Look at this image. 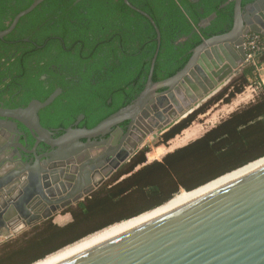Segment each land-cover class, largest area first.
<instances>
[{
    "label": "trees",
    "instance_id": "1",
    "mask_svg": "<svg viewBox=\"0 0 264 264\" xmlns=\"http://www.w3.org/2000/svg\"><path fill=\"white\" fill-rule=\"evenodd\" d=\"M34 1L0 0V32ZM229 1L129 0L153 19L161 33L154 82L181 71L205 39L232 29L234 3ZM255 1L243 0L242 7ZM213 13L217 17L211 24L198 28ZM156 50L153 25L124 0H45L0 40V83L11 74L13 86L23 89L21 106L31 99L45 101L61 87L63 95L52 106L60 110V118L53 125L68 127L83 114L86 121L82 126L92 129L139 97ZM34 61L49 64L37 67ZM257 62L264 63V53ZM52 64L57 71L51 70ZM42 75L47 76L46 81L40 80ZM250 80L260 82L253 64L164 134L161 145H167L218 103L231 104ZM150 152L145 147L122 167L112 182L115 185L99 191L92 205L74 211L72 223L64 227L45 223L3 245L0 264H34L112 225L161 207L182 190L194 191L264 158V86L255 101L161 161L148 163ZM123 176L126 178L117 183Z\"/></svg>",
    "mask_w": 264,
    "mask_h": 264
},
{
    "label": "water",
    "instance_id": "2",
    "mask_svg": "<svg viewBox=\"0 0 264 264\" xmlns=\"http://www.w3.org/2000/svg\"><path fill=\"white\" fill-rule=\"evenodd\" d=\"M44 1L35 0L19 13L11 26L0 32V40L11 34L20 19ZM242 1H229L234 3V24L228 33L205 39L192 51L181 71L154 82L161 47L160 30L149 15L124 0L153 25L157 50L139 97L92 129L69 128L55 139L53 132L40 125L39 111L56 100L62 92L60 89L45 102L33 101L24 109L0 110V119L11 121L9 130L17 131L19 123L31 133L35 148L43 144L52 149L22 170L8 167L9 171H3L0 165V174H5L0 178V193L16 188L22 175L27 173L21 185V196L31 198L46 192L60 198L49 203L50 208L42 217H35L24 227L51 218L60 207L83 200L132 159L150 135L155 139L156 131L163 134L170 130L239 73L247 60L245 38L252 33L264 37V0H256L245 8ZM216 17L213 13L199 27L209 26ZM82 119L83 116L76 125ZM126 122L128 128L124 132L120 126ZM7 148L5 141L0 140L1 162L5 160ZM72 167L86 174L87 185L73 187L59 182V173L73 171ZM25 205L21 206L27 211ZM11 220L10 215L0 218V231L7 228ZM22 228L14 227L12 235L7 230L0 236L10 238ZM47 264H264V160Z\"/></svg>",
    "mask_w": 264,
    "mask_h": 264
},
{
    "label": "flooded vegetation",
    "instance_id": "3",
    "mask_svg": "<svg viewBox=\"0 0 264 264\" xmlns=\"http://www.w3.org/2000/svg\"><path fill=\"white\" fill-rule=\"evenodd\" d=\"M198 28H200L199 25H198ZM184 40H185V38L181 39L179 42H183ZM245 41H246V38H245ZM32 64L34 66H37V67H43L44 65L49 64V62H47V61H34V62H32ZM57 69H58L57 66H55L54 64L51 65L52 71H57ZM31 73H33V72H31ZM32 78H33V76H32ZM11 80H12V76L10 74L7 77H4L2 79V83H0V110L24 109V108L28 107L31 102L40 101L37 99H31L27 103V105L21 106V104H22L21 98L23 97V94H24L23 89L21 87H17V86L14 87L13 82ZM40 80L46 81L47 76L42 75L40 77ZM59 89L62 92L56 98V100L49 107L39 111L38 116L40 119V125L43 128L53 132L54 133L53 138H55V139H58L62 135H64L65 130H67L69 128L90 129V128H87L86 126H82V124L86 121V116L83 114L78 115L76 117V119L72 123H70V125L68 127H62V126L58 127V126L53 125L54 122H56L60 118V110L52 107L56 103V101L58 99H60L63 95V89L61 87H56L55 90L53 91V93ZM45 101H40V102H45ZM108 103H111V102L109 101ZM11 106H13V107H11ZM81 116H83V119L80 121V123L78 125H76L77 121L80 120ZM0 123L2 125V128L0 129V140H4L5 144L8 145V148L6 149V155L4 157L5 160L3 162L0 161L1 162L0 165H2L1 168L3 171H4V169L6 171H9L8 167L11 168V170L25 169L27 165H30V164H33L34 162H36L38 157L45 156L46 154H49L52 152V149L50 147L43 145V144H40L35 148L36 141L32 137L31 133L23 125L18 123L17 124V126H18L17 131H12V130L8 129V128H11V126H12L10 119H0ZM10 124H11V126H10ZM127 126H128V122L123 123L120 127L122 128V130L124 132H126L127 128H128ZM174 127H172V128H174ZM170 130L164 132L163 134H158V131H156V134L158 136L159 135L163 136L164 134H166ZM2 131L5 134L2 133ZM7 136H9V137L7 138ZM17 144L22 145V148H19ZM12 145H15V147L14 146L12 147ZM144 148L145 147H143V148L140 147L139 152ZM33 151H34V153H33ZM132 159H130L125 164H123L113 175H111L108 179H106L98 188H96L95 191H93L91 194L86 196L83 200L78 201L76 203H72V204H70V205H68L62 209L60 207L61 205L59 204L58 207H60V208L57 209L58 212H56L51 218H49L47 220L42 219L38 224L33 225L31 227L30 226L24 227V226L27 225L28 221H34L35 217H37V216L42 217L43 216L42 213H45V210L47 208H50L49 203L57 201L60 198L58 197V195H56L55 197H51L46 192H43V194L41 193L40 195L33 196L31 198H29V196H25V195L21 196V185H22L23 180L25 179L27 173L23 174L22 179L19 180V182H17L16 188L12 187L9 191L4 190L2 193H0V218H4L7 215H10V217L12 216L11 224H8V225L6 224L8 229L3 227L2 230L0 231V233L3 232L4 234H6V231L9 230V233L12 235L14 227L15 228L21 227V226L23 227L22 230H20V232L17 235H14L10 238H7V235L6 236L2 235L3 237L0 236V242H1L0 248L3 245H5L11 241L16 240L17 238H21L22 236L31 232L36 227H40V226L44 225L45 223L50 222L53 225H56L59 227H64V226L72 223L74 221V216L72 213L74 211L80 212L82 210L81 205H84L85 208L88 207L89 205H92L93 204L92 199L99 191H101V190L105 191L106 188L110 189L112 187V185H115V183L113 184L112 182L115 181V179H117V173L119 172V170L122 167H124L126 164L131 162ZM76 165L78 167H80V165H78V164H76ZM72 169H73V171L65 172L64 175L59 173V175H60V178H59L60 181L59 182L60 183H63L66 186L68 184H70L73 187L81 186V185H87L89 183V180H88V177L86 176V174H84L83 172H80V171H75L74 167H72ZM5 173H7V172H5ZM4 176H5V174L3 176L0 174V178H2V177L4 178ZM125 178H126V176L121 177L117 181V183L124 180ZM97 179L98 178L95 177L94 181H96ZM91 181H93V180L91 179ZM90 184H92V182ZM61 190L62 189L60 188V191ZM22 203L26 204L25 206L27 207V211L24 210L23 206H21ZM67 216L69 217V221H64L66 219L64 217H67ZM59 218H62L63 221H59L58 220Z\"/></svg>",
    "mask_w": 264,
    "mask_h": 264
},
{
    "label": "rangeland",
    "instance_id": "4",
    "mask_svg": "<svg viewBox=\"0 0 264 264\" xmlns=\"http://www.w3.org/2000/svg\"><path fill=\"white\" fill-rule=\"evenodd\" d=\"M246 66H247V64L245 63L240 68L239 73L231 78L230 82L235 77H237L243 71V69ZM255 82L259 83L256 80H250L249 86H247L245 91L242 94L238 95L232 101L231 104L223 105L221 103H218L212 109H210L206 114L199 116L197 118V120L188 129H186L180 135H178L173 140L168 142L167 145H164V146L161 145V137H162V135H159L155 139L152 137V135L149 136L144 141L143 145L141 146L142 148L143 147H150L151 148V152L147 155L148 159L151 162L152 161L162 160V158L164 156H166L168 153H171V152L175 151L176 149L182 148V147L190 144L191 142L195 141L196 139L202 137L208 130H210L211 128L215 127L222 120L226 119L230 114H232L236 110L248 105L249 103L255 101V98L258 96V94L262 91V88H263V87H260V85L256 84ZM229 83L226 84L225 86L221 87V89L213 97H211V98L205 100L204 102H202L200 107L202 105H204L205 103H207L208 101H210L211 99H213L214 97H216L217 95H219L221 93V91L229 85ZM241 97L244 98V99L243 100H239ZM237 101H241V103L239 105L235 106L234 104ZM185 139H189V140L186 141ZM161 153L163 154V156L161 158H159V159H156L155 158L156 155L161 154ZM182 191H184V190H182ZM131 207L134 208L136 206H131ZM129 209H130V206L126 208V210H129ZM67 217H64V218H66L64 221H69V217L68 218ZM58 220L59 221H63L62 218H59Z\"/></svg>",
    "mask_w": 264,
    "mask_h": 264
},
{
    "label": "bare ground",
    "instance_id": "5",
    "mask_svg": "<svg viewBox=\"0 0 264 264\" xmlns=\"http://www.w3.org/2000/svg\"><path fill=\"white\" fill-rule=\"evenodd\" d=\"M185 140L187 141L189 139H185ZM162 156H163V154L161 153V154L156 155L155 158L159 159ZM263 160H264V158L261 159V160H258L256 162H253V163H251V164H249V165H247V166H245V167H243V168H241V169H239L237 171L229 173V174H227V175H225V176H223V177H221V178H219V179H217V180H215V181H213V182H211V183H209L207 185H204V186H202V187H200V188H198V189H196L194 191L186 192L184 190V191L180 192L178 195H176L171 201H169L168 203H166L165 205H163L161 207H158V208H156V209H154L152 211L146 212V213H144V214H142V215H140L138 217L132 218L130 220H127V221L112 225V226H110V227H108V228H106V229H104V230H102L100 232H97V233H95V234H93V235H91V236H89V237H87V238H85V239H83V240L71 245V246H68V247H66V248H64V249H62V250H60V251H58V252H56V253H54L52 255H49L45 259H43L41 261H38V262H36L34 264H47V263H49V262H51V261H53L55 259L63 257L65 255H67V254H69V253H71V252H73V251H75L77 249H80V248H82V247H84V246H86V245H88V244H90V243L102 238V237H105V236H107V235H109V234H111V233H113V232H115V231H117V230H119L121 228H124V227H126V226H128V225H130L132 223H135V222H137V221H139V220H141V219H143L145 217H148V216H150V215H152V214H154V213H156L158 211H161V210H163V209H165L167 207H170V206H172V205H174V204H176V203H178V202H180L182 200H185V199L189 198L190 196L196 194L197 192L201 191L202 189L208 187L209 185H211V184H213V183H215V182H217V181H219V180H221V179H223V178H225L227 176H230V175H232V174H234L236 172H239V171H241L243 169H246V168H248V167H250V166H252V165H254V164L258 163V162H261Z\"/></svg>",
    "mask_w": 264,
    "mask_h": 264
},
{
    "label": "built area",
    "instance_id": "6",
    "mask_svg": "<svg viewBox=\"0 0 264 264\" xmlns=\"http://www.w3.org/2000/svg\"><path fill=\"white\" fill-rule=\"evenodd\" d=\"M244 46L247 53L246 64H253L258 72L262 71L264 69V63L258 64L257 58L264 53V37L252 33L246 37Z\"/></svg>",
    "mask_w": 264,
    "mask_h": 264
},
{
    "label": "crops",
    "instance_id": "7",
    "mask_svg": "<svg viewBox=\"0 0 264 264\" xmlns=\"http://www.w3.org/2000/svg\"><path fill=\"white\" fill-rule=\"evenodd\" d=\"M248 65V64H247ZM259 77H260V82L259 83H257V82H255L256 84H259L260 85V87H263L264 86V69H263V71H259ZM244 98H240L239 100H243ZM246 99V98H245ZM241 103V101H237L234 105L235 106H237V105H239ZM163 159V158H162ZM158 161H161V160H158ZM153 162V161H152ZM148 163H151V161L148 159Z\"/></svg>",
    "mask_w": 264,
    "mask_h": 264
}]
</instances>
